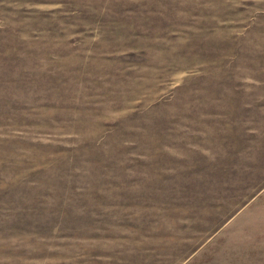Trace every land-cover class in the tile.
Listing matches in <instances>:
<instances>
[{"label":"rangeland","instance_id":"obj_1","mask_svg":"<svg viewBox=\"0 0 264 264\" xmlns=\"http://www.w3.org/2000/svg\"><path fill=\"white\" fill-rule=\"evenodd\" d=\"M0 264H264V0H0Z\"/></svg>","mask_w":264,"mask_h":264}]
</instances>
